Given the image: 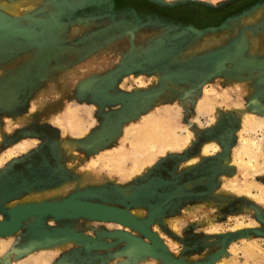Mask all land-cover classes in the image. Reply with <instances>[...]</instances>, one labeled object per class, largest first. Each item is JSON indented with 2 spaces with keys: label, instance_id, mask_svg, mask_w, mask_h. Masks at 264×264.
<instances>
[{
  "label": "rangeland",
  "instance_id": "374dc122",
  "mask_svg": "<svg viewBox=\"0 0 264 264\" xmlns=\"http://www.w3.org/2000/svg\"><path fill=\"white\" fill-rule=\"evenodd\" d=\"M142 1L236 14L0 0V224L112 216L24 214L0 264H264V0Z\"/></svg>",
  "mask_w": 264,
  "mask_h": 264
},
{
  "label": "flooded vegetation",
  "instance_id": "af4514ba",
  "mask_svg": "<svg viewBox=\"0 0 264 264\" xmlns=\"http://www.w3.org/2000/svg\"><path fill=\"white\" fill-rule=\"evenodd\" d=\"M115 6L119 10L133 7L142 17H146L148 15H157L167 20L180 22L185 25H194L201 29L218 26L227 18L236 14L228 11H222L220 13H208L196 9H192L191 11H168L152 7L142 0H115Z\"/></svg>",
  "mask_w": 264,
  "mask_h": 264
},
{
  "label": "water",
  "instance_id": "95a60500",
  "mask_svg": "<svg viewBox=\"0 0 264 264\" xmlns=\"http://www.w3.org/2000/svg\"><path fill=\"white\" fill-rule=\"evenodd\" d=\"M226 25V23H225ZM224 26V25H223ZM222 26V28H223ZM191 29H193L194 31H199L198 29H196L195 27L191 26ZM15 34H20V35H27V32L24 31H20V30H14L13 31ZM71 207V205L69 206L68 204L65 205H42L39 207H23L21 209H19L18 213L15 215V217L13 218V220L9 223H2L0 224V236L3 235H7L9 233H11L12 231L16 230L20 219L22 217V215H30V214H39V215H44V214H53L56 215L57 217H67V213H66V208ZM72 209H75L76 211L79 212H84L88 215L94 216V217H104L105 219H112V216L110 214H104L103 212H101L99 209H96L94 207L88 206V205H82V204H78V205H74L73 207H71ZM28 213V214H26Z\"/></svg>",
  "mask_w": 264,
  "mask_h": 264
},
{
  "label": "bare ground",
  "instance_id": "6f19581e",
  "mask_svg": "<svg viewBox=\"0 0 264 264\" xmlns=\"http://www.w3.org/2000/svg\"><path fill=\"white\" fill-rule=\"evenodd\" d=\"M250 121V120H249ZM256 121V120H255ZM255 121H253V122H255ZM258 123V122H257ZM247 124V123H246ZM256 124V123H255ZM252 125H253V123H252ZM150 126V125H149ZM248 126V125H247ZM254 126V125H253ZM260 125H258V127H259ZM256 127V126H255ZM247 128V127H246ZM148 129V128H147ZM246 132V131H245ZM148 134V133H147ZM254 144V143H253ZM212 147V146H211ZM242 149H243V147H242ZM252 147L251 146H245V151H247L246 153H249V152H252ZM260 149V148H259ZM256 154V153H255ZM253 157V156H252ZM242 158V157H241ZM254 158V157H253ZM253 161V160H252ZM253 166V165H252ZM255 167V166H254ZM255 173H264V165L263 166H261V167H256V171H255ZM254 257V256H253ZM47 261V260H46ZM25 264H28V263H25Z\"/></svg>",
  "mask_w": 264,
  "mask_h": 264
},
{
  "label": "crops",
  "instance_id": "0c3cea01",
  "mask_svg": "<svg viewBox=\"0 0 264 264\" xmlns=\"http://www.w3.org/2000/svg\"><path fill=\"white\" fill-rule=\"evenodd\" d=\"M261 8H264V4L259 5L255 11L257 12V11H259Z\"/></svg>",
  "mask_w": 264,
  "mask_h": 264
}]
</instances>
